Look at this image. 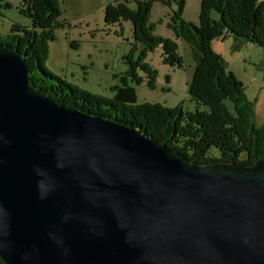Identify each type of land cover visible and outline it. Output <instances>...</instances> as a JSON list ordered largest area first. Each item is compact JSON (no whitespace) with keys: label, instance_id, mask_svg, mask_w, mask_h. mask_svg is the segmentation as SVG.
Instances as JSON below:
<instances>
[{"label":"water","instance_id":"1","mask_svg":"<svg viewBox=\"0 0 264 264\" xmlns=\"http://www.w3.org/2000/svg\"><path fill=\"white\" fill-rule=\"evenodd\" d=\"M28 76L0 47L4 264H264V158L188 162Z\"/></svg>","mask_w":264,"mask_h":264},{"label":"trees","instance_id":"2","mask_svg":"<svg viewBox=\"0 0 264 264\" xmlns=\"http://www.w3.org/2000/svg\"><path fill=\"white\" fill-rule=\"evenodd\" d=\"M58 1L22 0L19 12L30 20L31 27L14 23L5 38L0 36V47L21 57L29 73V84L37 93L63 107L145 133L200 166L218 163L251 166L264 158V124L254 123L253 105L246 99L241 82L211 47L213 40L231 37L235 42L241 40L264 50V1L201 0L196 24L183 18L186 0H123L107 4L104 24L129 22L133 40L125 57L128 69L120 85L111 89V99L81 91L42 66L54 32L63 26L59 22ZM156 3L174 7L168 26L176 40L186 43L195 65L187 91L196 105L193 112L185 111L182 102L174 108L138 105L135 89L128 85L145 83L148 89H155L157 74L145 62L146 54L153 50L160 49L162 64L170 68L181 69L184 64L178 45L153 33L148 19ZM3 7L10 9L7 3ZM0 264L4 263L0 260Z\"/></svg>","mask_w":264,"mask_h":264},{"label":"rangeland","instance_id":"3","mask_svg":"<svg viewBox=\"0 0 264 264\" xmlns=\"http://www.w3.org/2000/svg\"><path fill=\"white\" fill-rule=\"evenodd\" d=\"M259 2L264 0H257ZM22 0H0V36L6 37L14 23L30 28L31 22L22 16L19 7ZM123 0H59L62 28L54 32V40L48 45V54L42 66L79 90L95 97L111 99V89L120 85L128 65L125 57L132 47V26L121 22L113 26L104 24V9L107 4ZM10 5L5 9L3 4ZM201 0H186L183 18L197 23ZM132 8V6H129ZM171 8L153 4L148 22L153 33L170 39L178 47L183 58L181 69L170 68L161 62L160 49L148 52L145 62L155 70V89L145 83L132 84L136 92V104H160L169 108L180 102L185 111L193 112L196 105L188 97V85L192 80L194 63L189 48L182 40L175 39L169 28ZM212 49L228 64V71L241 82L246 99L253 105V119L257 126L264 124V50L243 41L235 42L231 37L213 40ZM139 49L140 46L138 47ZM138 49V51H139ZM137 51V52H138ZM166 78H168L166 80ZM244 159L242 156L241 159Z\"/></svg>","mask_w":264,"mask_h":264}]
</instances>
